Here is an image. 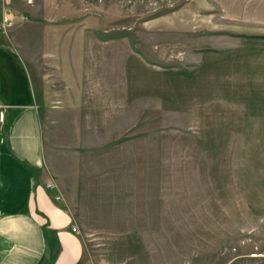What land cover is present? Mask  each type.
I'll return each mask as SVG.
<instances>
[{"label":"rangeland","instance_id":"1","mask_svg":"<svg viewBox=\"0 0 264 264\" xmlns=\"http://www.w3.org/2000/svg\"><path fill=\"white\" fill-rule=\"evenodd\" d=\"M82 1L83 97L40 125L85 264H264V0Z\"/></svg>","mask_w":264,"mask_h":264},{"label":"crops","instance_id":"2","mask_svg":"<svg viewBox=\"0 0 264 264\" xmlns=\"http://www.w3.org/2000/svg\"><path fill=\"white\" fill-rule=\"evenodd\" d=\"M83 4L0 0V21H11L0 31V264H85L44 170L40 125L48 105L83 97L85 40L98 25Z\"/></svg>","mask_w":264,"mask_h":264},{"label":"built area","instance_id":"3","mask_svg":"<svg viewBox=\"0 0 264 264\" xmlns=\"http://www.w3.org/2000/svg\"><path fill=\"white\" fill-rule=\"evenodd\" d=\"M25 1H30V0H25ZM11 21L10 19L4 17L1 21H0V31H5L6 29H8V27L10 26ZM72 231L76 232V227H72Z\"/></svg>","mask_w":264,"mask_h":264}]
</instances>
